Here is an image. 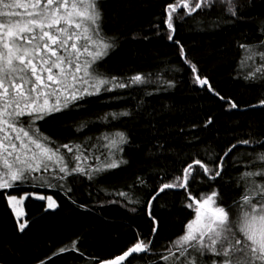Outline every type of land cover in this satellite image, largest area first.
Masks as SVG:
<instances>
[{
	"label": "trees",
	"instance_id": "16d2710c",
	"mask_svg": "<svg viewBox=\"0 0 264 264\" xmlns=\"http://www.w3.org/2000/svg\"><path fill=\"white\" fill-rule=\"evenodd\" d=\"M231 2L235 15L227 10V0H212L191 15L178 10L170 41L166 8L175 0H98L100 33L114 46L96 62V72L125 84L139 74L145 82L125 88L109 84L111 91L85 96L33 127L48 137L50 147L60 148L69 168L75 166L77 145L89 157L84 166L95 167L101 162L96 157L103 160L109 154L103 137L124 133L122 150H113L114 158L124 162L91 179L72 173L59 180L54 176L63 174L53 168L34 173L46 183L30 179L0 189V264H95L123 253L138 237L152 240L150 250L125 264H165L160 257L194 217L186 206L188 191L199 198L216 190L220 204L238 213L237 202L246 189L242 174L257 171L261 162L256 157L264 154V73L255 71L264 60L259 55L247 59L264 52V0ZM180 46L211 91L195 82ZM250 72L255 76L248 78ZM22 122L27 127L30 120L23 117ZM246 139L252 143H238ZM232 145L236 147L225 157L221 176L210 180L198 171L188 191L165 190L149 209L147 201L161 184L181 177L196 159L216 168ZM34 194L53 196L57 206L48 209L47 201ZM10 195H26L28 223L22 232L7 202ZM214 259L211 253L198 257L199 264Z\"/></svg>",
	"mask_w": 264,
	"mask_h": 264
},
{
	"label": "snow or ice",
	"instance_id": "6c2138e0",
	"mask_svg": "<svg viewBox=\"0 0 264 264\" xmlns=\"http://www.w3.org/2000/svg\"><path fill=\"white\" fill-rule=\"evenodd\" d=\"M211 3L212 0L169 3L165 20L167 39H174V18H178V10L183 9L185 15H191ZM227 4V10L235 15L231 0H227ZM18 8H23V12L5 11ZM100 19L98 0H0V189H10L30 179L46 183L45 177L34 173L48 172L53 168L63 174L54 176L59 180L72 173L87 175L91 179L95 174L117 168L124 162L114 158L113 151L122 150L119 146L127 142L124 133L103 137L107 141L103 147L109 150V154L103 160L96 157L101 162L95 167L84 166L89 157L77 145L72 157L75 166L69 168L60 148L50 147L48 137L38 134L33 127L35 121L61 112L85 96L111 91L112 88L107 87L109 84L125 88L145 82L139 74L125 84L117 82L116 77L107 78L96 72V62L114 46L102 37ZM241 47L247 49L245 45ZM179 54L190 64L195 82L208 86L211 91L208 79L202 78L197 66L187 60L183 46H180ZM255 55L264 60V52H253L247 59L251 60ZM255 71L264 73V65ZM253 76L255 73L250 72L248 78ZM260 104L264 105V100ZM229 106L237 107L231 102ZM23 117L30 120L27 127L22 122ZM238 143L249 145L252 141L246 139ZM62 147L68 153L74 152L69 145ZM235 147L232 145L218 158L216 168L200 159L187 164L181 177L159 186L152 199L147 201L149 209L152 201L165 190L179 188L188 191L189 181L198 171L210 180L221 176L224 159ZM256 159L261 162L260 168L242 174L246 189L237 202V214L219 203L216 190L199 198L188 191L187 200L190 202L186 206L194 211V217L185 225L182 235L172 242V247L160 257L165 264H199L198 257L206 253L217 257L212 264H264V182L253 179L260 177L264 180V154H258ZM118 195L127 194L121 192ZM37 198L46 200L48 209L57 206L51 196ZM24 199L25 196H7L21 232L28 222L19 221L22 213L17 205ZM153 223L157 222L153 220ZM152 231L155 234L157 227ZM151 244V239L145 241L138 237L121 255L102 264H125L127 259L147 253Z\"/></svg>",
	"mask_w": 264,
	"mask_h": 264
},
{
	"label": "rangeland",
	"instance_id": "374dc122",
	"mask_svg": "<svg viewBox=\"0 0 264 264\" xmlns=\"http://www.w3.org/2000/svg\"><path fill=\"white\" fill-rule=\"evenodd\" d=\"M210 194V193H209ZM35 196H40L41 194H34ZM11 196H16L17 198H19V197H21V196H17V195H11ZM22 196H25L26 197V195H22ZM45 197H47V196H45ZM51 197H53V196H51ZM53 199L55 200V198L53 197ZM24 201V200H23ZM23 201L21 202V204L20 205H17V208H18V210L19 211H21V216L19 217V221L22 223V222H24L25 221V218H24V204H23ZM220 203V202H219ZM193 219V218H192Z\"/></svg>",
	"mask_w": 264,
	"mask_h": 264
},
{
	"label": "water",
	"instance_id": "95a60500",
	"mask_svg": "<svg viewBox=\"0 0 264 264\" xmlns=\"http://www.w3.org/2000/svg\"><path fill=\"white\" fill-rule=\"evenodd\" d=\"M122 254V253H121ZM121 254H119V255H121ZM118 256V255H117ZM115 258V257H114ZM114 258H112V259H110V260H113ZM110 260H104V261H100V262H97V263H95V264H102V262H105V261H110Z\"/></svg>",
	"mask_w": 264,
	"mask_h": 264
}]
</instances>
